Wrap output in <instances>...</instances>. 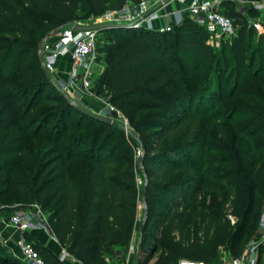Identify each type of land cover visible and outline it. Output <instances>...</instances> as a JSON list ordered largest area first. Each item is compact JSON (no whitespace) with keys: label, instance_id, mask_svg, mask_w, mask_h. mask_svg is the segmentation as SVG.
<instances>
[{"label":"trees","instance_id":"obj_1","mask_svg":"<svg viewBox=\"0 0 264 264\" xmlns=\"http://www.w3.org/2000/svg\"><path fill=\"white\" fill-rule=\"evenodd\" d=\"M4 1L8 5L4 8L6 24L14 31L23 32L24 28L36 24L46 30L69 26L76 20H85L90 14L97 16L107 9L121 8L129 0ZM236 1L222 0L220 4L224 8L221 11L233 18L237 25L236 35L225 38L220 50L208 41L207 26L190 15L187 23L185 17L174 24V29L164 32L135 27L132 28L141 31L135 32L131 27L104 29L111 33L104 45L107 66L96 80L94 90L125 112L135 106L143 108L141 97L146 94L159 95L182 106L167 113L169 120L160 124L163 132L172 133L188 118L196 120L205 110L203 94L196 97L195 87H181L179 81L183 76L172 68V50L187 49L207 66L215 64L221 81L230 67L243 77L238 82L237 93L241 96L249 94L247 101L257 109L250 112L255 118L248 123V129L257 127L244 130L240 144L221 143L218 157L208 155L206 133L184 145L174 144L164 150L154 145L152 153L148 152L142 158L144 183L141 186L135 164L113 155L117 149L110 145L114 135L118 133L125 139V132L118 123L102 121L76 108L78 121L70 125L74 107L65 104L47 114L38 131L35 130L37 136L55 143L60 160L56 181L46 183V188L57 186L56 191L48 193L40 207L60 244L81 263L110 264L108 253L129 247L135 237L137 246L141 242L143 252L140 264H146L150 253L157 249L160 254L154 264H177L181 259L211 263L216 260L221 247H227L234 256L241 255L247 247V234L264 209V52L261 55L263 61L255 66L253 54L248 55L253 33L247 29L245 12L233 7ZM14 55L10 53L5 70L10 68ZM29 57L30 52H25L24 62ZM198 70H191L194 78L200 73ZM42 76L37 88L30 87L32 90L36 88V92L27 106L28 112L52 100L40 89L50 84L45 82L46 79L41 80ZM258 79L255 91L240 92V87ZM166 88H176L177 91L162 94ZM195 98L203 101L196 104L199 101ZM3 109L2 116H11L0 126V137L7 125L14 124L17 119L11 112L23 110L16 105ZM85 121L89 125L95 124L94 133L86 137L68 135L74 131L73 125L82 128ZM48 122L52 124L47 126ZM33 124L26 122L20 128L27 134ZM163 132L158 133L162 135ZM87 138H91V143L79 151L80 144ZM258 138H262L259 143ZM12 146V150L26 160L27 176L21 179L11 177L9 184L0 188V205L5 204L3 199L6 197L16 199V203H38L39 193L45 190L39 187L42 169L36 163L38 159L25 147L16 143ZM75 160L84 161V167L78 173L70 169ZM211 164L220 166V169H209ZM181 167L183 177L171 178L172 173ZM10 193L14 195L10 196ZM209 197H212L211 202H208ZM141 203L144 207L140 220ZM24 234L46 264H73L61 259L45 244L37 241L36 245L29 231ZM0 264L25 263L5 253L0 243Z\"/></svg>","mask_w":264,"mask_h":264},{"label":"rangeland","instance_id":"obj_2","mask_svg":"<svg viewBox=\"0 0 264 264\" xmlns=\"http://www.w3.org/2000/svg\"><path fill=\"white\" fill-rule=\"evenodd\" d=\"M248 2V0H237L233 7L239 10L245 9L244 12L248 19L247 29L253 33L249 42L251 48L248 55L251 56L253 54L256 66L263 61L261 55L264 52V43L262 42V39H264V28L263 30H258L250 24V19L252 17H258V12L252 10L251 3ZM7 6L8 5L4 0H0V126L4 124L3 122L6 118L11 116H2L1 112L4 110L3 108H13V105H16L19 109L21 108L23 110L17 113L11 112L12 116L17 119L14 124L7 125L5 133L0 137V188L6 187L9 184L11 177L15 176L17 179H21L27 176L26 160L11 148L13 147L12 145L16 143V145L25 147V149L30 151L35 158L37 157L38 160L36 163L37 165L39 164L38 166L42 169L39 172V187L44 188L45 190L39 193L38 203H16V199L11 200L7 197L4 198L3 202L5 204L0 205V218L1 216L9 217L12 214L26 210V208L42 210L40 207L41 202L46 198L48 193L50 194L56 191L57 186L46 188L47 181H56V173L59 170L58 165L60 160H58V151L55 150V143L34 134L36 133L35 130L38 131V126L44 120V117L47 114L64 107L65 104H71L72 107H74L73 109L71 108L72 118L70 125H72L74 122L78 121L77 109L81 110L76 106V103L81 107L93 111L90 105H92V102H95L90 99L92 95L88 90L82 88L77 82L72 83L66 65L64 69H60V65L58 66V64H56L55 70L50 71L45 67L44 62L40 57L39 46L41 41L44 38L46 39L50 33L56 32L59 28L55 27L47 30L40 29V24H36L35 27L24 28L23 32L14 31L5 22V15L7 14L4 12V8ZM219 9L223 10L224 8L220 5ZM103 13L97 16L90 14L82 21L99 23L102 21L101 18ZM187 17L190 16H186V23L190 19ZM172 28L174 29V24ZM206 29L208 32V41L214 46V48L220 50L222 41L225 38L209 27ZM131 30L135 32L141 31L139 29H133L132 27ZM109 35H111V33L100 30L98 59L100 65L94 85L97 83L96 80L99 79L107 66L104 45L108 43L110 39ZM24 51L30 52V57L26 62H24ZM10 53L15 54L14 59L10 63V68L5 70L11 57ZM172 54L174 59L172 68L177 69L183 76L179 81L180 86L189 88L195 87L196 97L203 94L202 96L206 102L204 113L199 115L196 120L188 118L182 126L178 127L172 133L167 134L166 132H163V127L160 126V124L162 125L169 120V117L166 116L167 113H170V111L175 112L182 108V106L171 102L169 99H163L159 97V95L146 94L141 97L144 105L143 108L135 106L129 108V110H127L128 112L120 110L121 115L118 117H115L116 115L114 112L112 113L104 108L105 100L107 99L105 95L102 94L100 95L101 98L97 99L100 101L98 103H103V108L100 106L96 111L114 117L119 127L125 132V139L121 138L117 133L114 135L110 144L114 146H111L113 149L117 147L113 154L114 157H124L135 164L138 184L141 186L144 183V178L141 172L143 169L142 158L146 153H152V147L154 145H157L159 150H164L174 144L184 145L187 141L206 133L208 140L206 146L207 150H209L208 155L210 157H218V146L221 145V143L227 142L234 144L236 142L237 144H240L244 137V130L251 131L257 127L255 126L248 129V123L252 120L254 121L255 118L250 116V112L252 113L257 109L256 107L253 108L252 104L247 101L249 94L241 96L237 93V88H239L238 82L243 79L242 76L237 75L230 67V69H227L225 72L226 74H224L221 81L219 70L216 68V65L214 64L209 67L205 63L198 61L192 51L187 49L178 51L175 49L172 50ZM192 69H199L198 71H200L196 78H194L191 73ZM39 73L43 74L41 80L46 79L45 82H50L48 86H42L40 89L42 90L43 95H49L52 100L47 101L42 106L36 107L33 111L28 112L27 106L31 102L32 97L36 92L35 89L38 87L37 84H39L40 81L39 77L41 74ZM258 81L259 79L256 81L252 80L249 84L240 87L241 91H239L242 93H247L248 91L251 93L252 91H255L254 89L258 88ZM94 85L92 91L96 92L94 90ZM34 86L36 88L32 90L30 87ZM83 90L89 95L84 93ZM176 91V88H166L162 90V94L170 95ZM262 96H264V94ZM70 99H72L74 103L71 102ZM195 100L199 101L196 104H200L203 101L202 98H195ZM196 110L197 106L195 105L194 111ZM26 122H29L30 124L34 123L29 129L31 132H28V135L23 132L22 128H20V125ZM51 124L52 122H48L47 126ZM72 128H74V131L68 132V135L81 134L86 137L88 134L95 132L96 126L95 124L89 125V122L85 121L82 128H79L78 125H73ZM158 132H163V134L160 135ZM131 136L135 137L138 141L135 142ZM261 139L262 138H258L256 140L257 143H259ZM90 143L91 138L84 140L82 144H80L79 151L84 149V147H88ZM83 167L84 161L75 160L70 169L73 173H78ZM219 167L220 166L215 164L208 166L209 169H220ZM182 172L183 168L181 167L172 173L171 178H182ZM11 195L14 194L10 193V196ZM211 201L212 197H209L208 202ZM143 207L144 206L141 203L139 215L140 220L143 215ZM263 221L264 209L262 214L255 219L251 230L247 234V245L258 237L262 231ZM9 227L11 226L9 225ZM1 230H3V226L1 227L0 223V243L4 247L5 253H9L25 264H29L22 254L15 252L13 249L17 240L11 238L8 242H5L1 235ZM136 239L137 237L133 240L134 245H136ZM37 244L36 241V245ZM129 247L115 249L108 253L110 264H134L136 251L135 253H131ZM159 254V249L152 251L148 256L146 264H154L157 261ZM232 257L235 256L227 247H221L216 260L211 262V264H224Z\"/></svg>","mask_w":264,"mask_h":264},{"label":"built area","instance_id":"obj_3","mask_svg":"<svg viewBox=\"0 0 264 264\" xmlns=\"http://www.w3.org/2000/svg\"><path fill=\"white\" fill-rule=\"evenodd\" d=\"M186 5L189 15L198 22L206 25L213 31H216L224 38H230L237 33V25L233 18L224 14L220 9L222 0H177ZM161 0H129L121 8L107 9L101 18V22L117 21L132 22L139 25H133L135 28H150L140 26L142 24L151 26L152 20L159 16L158 9L152 10L160 3ZM251 5L257 9L260 14L258 17H252L250 24L258 30L264 28V0H253ZM152 10V11H151ZM183 20L181 13L175 14V20L164 26L154 30L168 31L171 30L173 24L180 23ZM80 24H93L76 20ZM97 23V22H95ZM100 30L84 29L75 30L72 24L57 29L56 32L50 34L43 43V62L50 71L55 70L56 63L59 59L68 56L72 61V69L69 73L72 83H78L82 88L96 99L101 98L99 94L92 91L94 81L99 69V37ZM105 109L111 111L118 117L121 111L117 109L108 99L105 100ZM38 210L36 213L23 210L9 217L2 218L3 223L16 227L22 233L16 244L25 260L29 264H46L41 257L39 251L33 242L27 240L24 235L25 231H29L37 226L51 230L48 220ZM130 252L137 251V245L130 244ZM70 255L64 251L61 259L65 260ZM128 264V263H122ZM177 264H211L204 260L181 259ZM224 264H264V221L262 223V231L257 238L252 240L239 256L232 257Z\"/></svg>","mask_w":264,"mask_h":264},{"label":"crops","instance_id":"obj_4","mask_svg":"<svg viewBox=\"0 0 264 264\" xmlns=\"http://www.w3.org/2000/svg\"><path fill=\"white\" fill-rule=\"evenodd\" d=\"M156 8L158 9L159 16L155 17L152 20L151 26L147 25L148 23L146 24V27H150L149 29H156L158 27L164 26L167 23H172L173 20H175V14L177 12L181 13L183 18H185L187 15H189L188 11L186 10V5L184 3L178 2L177 0H172L171 2H169L168 4H165V5L158 4L155 7H153L152 10H154ZM243 11H245V9H243ZM56 64H58V66L60 65V69H64V67L66 65V68H68L69 73L72 69V61L68 56L59 59ZM83 92H84V90H83ZM84 93L89 95L87 92H84ZM87 98H89V97H87ZM90 99L95 101V102H92V105H90L91 108L93 109V111L100 112V111H96V109L100 106L103 108V103H98L100 101H98L93 96H91ZM104 108H105V105H104ZM26 210L28 212H31V213H36L39 210L44 215L43 217H45V219L47 220L46 215L40 209H31V208L27 209L26 208ZM5 217L6 216H1V218H0L1 227L3 226V230H1L2 237L4 238L5 242L6 241L8 242V240L11 238L13 240L14 239L18 240L21 237L22 233L16 227L10 225L12 227L11 228V227H9L8 224L3 223L2 218H5ZM4 227H6V228H4ZM29 233L32 235V237L36 241H39V242L45 244L46 246L50 247L57 255H59V257H61V255L64 251H67L65 249V247H63L60 244V242L58 241V239L55 237V235L52 233L51 230L45 229L44 227L37 226L36 228L29 230ZM13 246H14V244H13ZM13 249L15 250V252L20 253L16 243H15V246ZM65 261L73 263V264H83L71 255H68L67 258L65 259Z\"/></svg>","mask_w":264,"mask_h":264},{"label":"water","instance_id":"obj_5","mask_svg":"<svg viewBox=\"0 0 264 264\" xmlns=\"http://www.w3.org/2000/svg\"><path fill=\"white\" fill-rule=\"evenodd\" d=\"M172 0H161V4L165 5L168 4L169 2H171ZM133 25H139L138 23H132V22H117V21H103V22H99V23H93V24H80L77 22H73L72 23V27L75 30H84V29H98V30H104V29H111V28H121V27H132ZM140 26H146L144 24L140 25ZM52 34V33H50ZM45 41V38L41 41L40 46H39V52H40V57L43 61V52H42V48H43V43ZM71 102L74 103V101L72 99H70ZM76 106L81 109L83 112L96 117L102 121L108 122V123H117V121L114 119V117L107 115V114H103V113H99V112H94V111H90L84 107H81L80 105H78L76 103ZM145 193V190L143 191V194ZM144 220L145 218L142 220L140 228H141V232L143 231V226H144ZM52 231V230H51ZM142 247H141V242H138V246H137V251H136V255H135V263L134 264H140V260L142 257Z\"/></svg>","mask_w":264,"mask_h":264}]
</instances>
